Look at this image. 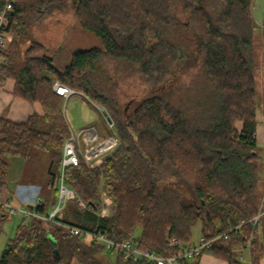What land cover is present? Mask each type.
<instances>
[{
  "label": "trees",
  "instance_id": "obj_1",
  "mask_svg": "<svg viewBox=\"0 0 264 264\" xmlns=\"http://www.w3.org/2000/svg\"><path fill=\"white\" fill-rule=\"evenodd\" d=\"M4 5L0 0V11ZM67 6L101 47L77 50L62 66L33 40L21 64V41L30 26ZM179 7L186 22L176 16ZM8 21L13 41L0 50L5 60L0 84L14 79V95L40 103L43 114L21 123L0 117V190L10 170L7 157L28 159L34 150L45 152L51 156L49 196L36 212L45 216L57 207V180L71 129L55 82L100 106L122 144L99 168L83 162L65 168L64 181L85 208L71 200L55 221L22 216L0 264H149L123 253L110 260L102 244L81 242L58 221L113 240H133L139 249L161 256L178 254L170 240L190 243L197 225L201 236L213 238L244 222L239 233L231 232L204 254L243 264L236 251L254 237L251 264H259V227L249 222L264 211L253 0H16ZM191 54L198 56L191 69L199 70L191 85L197 109L191 117L172 103L169 90L123 108L104 93L96 76L101 62L112 59L138 71L152 89H163ZM103 192L112 201L106 217L101 215Z\"/></svg>",
  "mask_w": 264,
  "mask_h": 264
},
{
  "label": "rangeland",
  "instance_id": "obj_2",
  "mask_svg": "<svg viewBox=\"0 0 264 264\" xmlns=\"http://www.w3.org/2000/svg\"><path fill=\"white\" fill-rule=\"evenodd\" d=\"M253 12L256 26L259 28V25L264 24V0H254ZM175 13L181 21H187V16L184 14L181 7L177 8ZM10 34L11 40L8 44V48L13 41V34L11 31ZM33 40L42 44L49 56H58L59 65L62 66L69 63L70 58L75 51L101 47L102 45L101 40L98 37L83 30L79 26L71 6H67L63 10L55 11L43 21L30 26L29 36L21 41V50L19 54L21 64H24L26 48L29 47ZM260 44L257 40L256 60L258 64L257 80L259 85V104L264 103V68L262 66L263 44ZM196 49L197 48H195V50ZM197 58L198 56L191 54L189 59L185 60L186 62L177 72H175L172 80L166 84L163 89H152L151 85H148L145 82L138 71L120 65L112 59H104L101 62L100 68L96 72V76L98 77V80H101L104 93L112 96L123 108H129L132 105L137 104L148 95L169 90L172 92V97L170 99L172 103L191 117V113L197 110L195 108L196 104L191 101V85L195 74L199 72L196 68L191 69V64H194L198 60ZM79 95L80 94L75 96L71 95L68 99L64 98L63 109L71 131L77 133L79 130L95 123L100 126V129L108 134V137L109 135H113V130L103 113L90 107L81 97H78ZM198 110L201 111L202 108L198 107ZM237 126L238 128H241L240 123H238ZM31 155L32 156L28 159H21V163L10 165V182H13L18 175H22V179L25 181H35L47 185L50 180L48 165L50 166L51 164V156L48 153L38 150L32 151ZM259 156L261 162V176L263 177L264 154L260 152ZM11 158L13 157H7L8 161H10ZM262 180L264 183V178ZM58 184H60V181L57 180V185ZM45 189L46 188H44V190ZM106 197V193H101L102 201ZM15 204L19 203L15 201ZM109 210L110 212L107 216L111 214L112 208L110 207ZM10 219H12V216L7 217V220ZM21 219L22 215L20 214L13 216V221L16 224H18L17 222ZM9 225L10 223H6L4 226L0 237V244L5 241L6 234L10 235L9 232L4 233L5 231L7 232V228L9 229ZM200 227L201 225H197L193 230L194 239L200 237ZM109 258L110 260H113V256L109 255ZM105 262L110 264L107 260H105ZM71 264H79V262L73 260Z\"/></svg>",
  "mask_w": 264,
  "mask_h": 264
},
{
  "label": "built area",
  "instance_id": "obj_3",
  "mask_svg": "<svg viewBox=\"0 0 264 264\" xmlns=\"http://www.w3.org/2000/svg\"><path fill=\"white\" fill-rule=\"evenodd\" d=\"M16 0H5V5L0 11V50H6L11 40L9 31L8 15L14 11ZM5 62L4 57L0 55V64ZM54 92L68 99L73 90L59 82L53 84ZM110 127L114 131V124L109 122ZM122 142L118 135L114 133L107 138L101 137L100 133L95 127H85L77 133L71 131L69 139L65 142L62 158L61 180L59 184V203L57 207L48 215H39L36 210L37 206L41 204L42 199H38L32 208L15 206L9 200L0 199V210L9 216L22 215L24 217H36L44 221H55L57 213L62 207L71 200H76L77 203L85 208V204L81 199H77L75 192L64 181V170L70 166H79L82 162L90 169L99 168L104 160L116 151ZM104 208L101 215L106 217L110 212L112 201L109 198L103 200ZM264 217V211L260 212L257 216L249 222L255 227H259L260 219ZM63 226L73 236L85 244H92L98 242L104 246L106 253L113 256L115 260L120 253H123L128 258L133 259L135 262L144 260L149 264H180V259L200 258L204 252L213 248V246L221 239L227 240L231 232L239 233L244 222L235 228L228 231L221 232L213 238H206L201 236L195 244H183L178 242L175 238L170 240V245L178 250V254L174 256H161L151 250H141L133 240L117 241L107 237L104 233H94L77 227L75 225L57 222ZM255 238L252 237L245 245V249L251 256L253 251V242ZM251 264V263H250Z\"/></svg>",
  "mask_w": 264,
  "mask_h": 264
},
{
  "label": "crops",
  "instance_id": "obj_4",
  "mask_svg": "<svg viewBox=\"0 0 264 264\" xmlns=\"http://www.w3.org/2000/svg\"><path fill=\"white\" fill-rule=\"evenodd\" d=\"M253 4H254V0H253ZM256 35L259 44L260 43L264 44V24L259 25V28L257 27ZM50 56L51 58L52 57L53 58L55 57L57 59L59 58L58 56H53V55ZM14 88H15L14 79H8L4 83L0 84V117H4L13 122L21 123V122H25L32 114L35 113L40 115L43 114V108L40 103L29 102L27 100L16 97L14 95ZM258 91H259V85H258ZM72 95L75 96L78 95V93L73 92ZM78 97H81L90 107L97 109L99 112H102L105 118L108 120V122H110L100 106L94 105L90 100L87 99V97H85L82 94H80ZM256 116H257V141L260 147V152L264 154V103L259 104V108L257 109ZM89 127H95L100 133L102 139L108 137V134L102 129H100V126H98L97 124L92 123ZM113 133H115V131H113ZM8 162L10 165H14L15 163H21L22 160L18 158H11V160ZM49 167L50 166L48 165V174H49ZM262 178H264V176ZM10 181L11 180L9 179V174H8L7 184L2 190H0V199L9 200L15 206L32 208L36 204L35 202L38 199H42V201L45 202V199L49 196V182L47 183V185H45L44 183L40 184V182L25 181L22 179V175L21 176L18 175V177L13 182ZM44 188L46 189L44 190ZM15 201H17L19 204H15ZM50 213L51 210H49L48 214ZM8 216H9L8 214L0 210V237L2 235L5 224L10 223L9 229L7 228V232L6 231L4 232V233L9 232L10 235L6 234L5 241L0 244V257L2 256V253L7 248V246L9 245V242L14 236L17 227L21 221L20 220L19 222H17L18 224H16L13 221V216L12 219L7 220ZM200 237H201V233H200ZM198 239L193 238L188 244L191 245L195 244L198 241ZM259 239L263 247L259 264H264V220L262 221V224L260 223L259 225ZM236 253H237V259L241 263L243 264L251 263V256L245 248L237 250ZM191 261L192 262L196 261L197 262L196 264H228L226 260L207 253L202 255L198 260L191 259Z\"/></svg>",
  "mask_w": 264,
  "mask_h": 264
},
{
  "label": "bare ground",
  "instance_id": "obj_5",
  "mask_svg": "<svg viewBox=\"0 0 264 264\" xmlns=\"http://www.w3.org/2000/svg\"><path fill=\"white\" fill-rule=\"evenodd\" d=\"M74 57V56H73ZM110 57V56H109ZM118 58V57H117ZM180 262V261H179ZM181 263V262H180Z\"/></svg>",
  "mask_w": 264,
  "mask_h": 264
}]
</instances>
